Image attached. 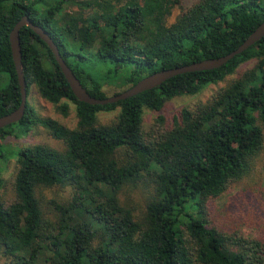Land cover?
<instances>
[{"label":"trees","instance_id":"1","mask_svg":"<svg viewBox=\"0 0 264 264\" xmlns=\"http://www.w3.org/2000/svg\"><path fill=\"white\" fill-rule=\"evenodd\" d=\"M69 6L75 10L65 13ZM23 16L48 33L88 94L104 99L103 82L82 67L86 53L121 84L117 95L147 75L234 51L264 22V0H197L187 8L181 0H0V117L21 101L9 34ZM19 43L26 95L34 87L63 116L73 104L77 123L69 129L39 117L26 102L23 118L0 129L1 140L16 126L22 133L41 126L63 143L11 154L13 196L0 194L7 264H264V235L224 233L207 207L251 171L263 148L264 37L217 69L177 75L104 106L75 98L29 27ZM222 82L196 108L170 120L162 114L171 99ZM115 110L114 120L99 123L98 113ZM144 110L155 114L147 131ZM54 187L69 196L47 199L43 190Z\"/></svg>","mask_w":264,"mask_h":264},{"label":"rangeland","instance_id":"2","mask_svg":"<svg viewBox=\"0 0 264 264\" xmlns=\"http://www.w3.org/2000/svg\"><path fill=\"white\" fill-rule=\"evenodd\" d=\"M197 0H181L182 6L187 8ZM75 10L73 7H66L65 13ZM177 15V9L174 10L172 17ZM172 20V19H171ZM170 20V21H171ZM255 60L241 65L236 72L227 79L231 80L240 76L243 72L251 69ZM83 69L96 76L103 82L102 90L106 96L110 97L115 92L123 90L121 84L111 78L106 79V67L97 64L89 54L86 53V60L82 64ZM106 79V80H105ZM6 76L0 75V88L5 86ZM226 82L218 85H209L197 95H182L166 102L162 109V114L170 120L171 117L180 109L186 107L194 109L203 104ZM26 101L34 109L36 114L42 118H51L60 124L73 129L76 126L77 118L75 107L68 104L67 116L61 115L54 107L41 99L34 87L29 89L26 95ZM118 114V110L113 112H100L97 114L100 124H108ZM155 114L149 110H144L142 115V127L144 131L149 130L152 125ZM4 158L0 159V177L3 185L0 188V194L5 200L13 196L12 180L15 170V157L11 154L17 150L33 145H44L58 150L63 148V143L50 136L46 129L41 126H31L26 132H21L20 127L16 126L11 134L0 140ZM43 195L47 199L67 198L69 196L68 188L54 187L44 189ZM141 197V193L137 192ZM209 208V220L220 231L231 234L235 231H241L247 237H260L264 235V143L263 148L257 158L254 160L251 171L239 182L232 184L228 190L216 199H211L207 203ZM7 256L0 247V264H7Z\"/></svg>","mask_w":264,"mask_h":264},{"label":"water","instance_id":"3","mask_svg":"<svg viewBox=\"0 0 264 264\" xmlns=\"http://www.w3.org/2000/svg\"><path fill=\"white\" fill-rule=\"evenodd\" d=\"M25 26L29 27L49 47L75 98L80 102L92 106H104L107 104H114L119 101H123L130 97L136 96L142 92L155 89L170 78L175 77L177 75L217 69L226 64L234 57H236L237 55L242 54L244 51L249 49L251 46H253L255 43H257L264 37V22H262L238 48H236L234 51L228 53L225 56L214 59H206L192 63L190 65L155 72L153 74L147 75L139 82H137L134 86L117 95H113L104 99H97L90 96L88 92L82 87L79 80L75 77L72 70L61 57L56 44L53 42L52 38L48 35V33L40 26L33 24V22L28 17L23 16L14 25L13 29L9 34L10 50L16 70L21 101L19 107L16 110L5 116L0 117V129L19 122L23 118L26 111V89L24 75L22 71L21 50L19 43V31L22 27Z\"/></svg>","mask_w":264,"mask_h":264}]
</instances>
